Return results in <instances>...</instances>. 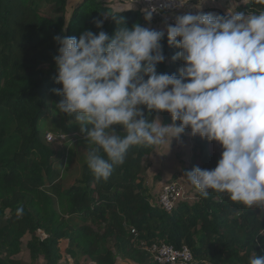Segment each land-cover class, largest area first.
I'll return each mask as SVG.
<instances>
[{
	"label": "trees",
	"instance_id": "16d2710c",
	"mask_svg": "<svg viewBox=\"0 0 264 264\" xmlns=\"http://www.w3.org/2000/svg\"><path fill=\"white\" fill-rule=\"evenodd\" d=\"M234 9L258 11L264 0H245ZM214 14L224 15L221 10ZM99 20L104 21L101 29L95 26ZM136 23L150 27L141 10L116 11L102 0H0V264H25L16 258L25 238L29 264L63 259L118 264V257L157 264L149 250L156 242L187 246L192 264H250L253 253L264 257L259 208L245 209L226 194L210 191L204 198L195 191L192 204L181 201L164 211L143 176L152 147H130L107 181L97 180L85 160L74 183L64 185L62 153L51 148L42 131L44 120L58 115L62 99L53 91L60 88L54 37L78 39L86 30L111 37L121 26ZM161 45L165 60L157 73L177 74L183 65L172 58L179 49L168 46L166 34ZM62 115L66 129L76 125ZM159 117L165 126L173 123L168 113ZM114 131L124 132L121 127ZM184 134L191 144L184 174L194 167L214 169V142L192 136L189 129ZM168 178H178L177 173L159 181Z\"/></svg>",
	"mask_w": 264,
	"mask_h": 264
},
{
	"label": "clouds",
	"instance_id": "9594fccd",
	"mask_svg": "<svg viewBox=\"0 0 264 264\" xmlns=\"http://www.w3.org/2000/svg\"><path fill=\"white\" fill-rule=\"evenodd\" d=\"M157 11L144 9L145 22ZM165 34L179 49L172 58L183 65L177 74L157 73ZM54 40L60 88L53 91L62 97L56 109L86 132L93 145L87 167L97 180L107 181L130 147L169 149L189 129L217 143L222 155L212 170L187 171L188 184L204 198L211 191L245 209L264 208V9L188 12L164 30L136 23L111 37L86 30L78 39ZM160 113L173 123L163 125ZM116 125L123 134L112 130ZM250 264H264V257L253 253Z\"/></svg>",
	"mask_w": 264,
	"mask_h": 264
},
{
	"label": "rangeland",
	"instance_id": "374dc122",
	"mask_svg": "<svg viewBox=\"0 0 264 264\" xmlns=\"http://www.w3.org/2000/svg\"><path fill=\"white\" fill-rule=\"evenodd\" d=\"M210 1V0H209ZM245 0H215V7L210 8V11L218 12L226 15L228 12L235 11V7H238L239 3H244ZM220 3V4H219ZM209 3L208 5H210ZM213 5V4H211ZM222 5V6H220ZM224 7V8H222ZM58 115L52 119H45L42 123V131L51 134H65L67 135L66 141L60 143L55 142L50 144L51 148L57 153H62V167L61 176L63 183L66 187L70 186L76 180L81 165L86 160V150L92 146V144L86 140V132L81 133L79 125H72L68 130L66 129V121H64L63 115L57 112ZM89 129L91 126H87ZM118 125L112 126V130ZM74 130V132H72ZM66 131V132H65ZM68 131V132H67ZM190 140L187 134L180 135L171 141L169 149L167 144L158 148H154L150 155L145 158V166L147 167L143 171V176L147 186L150 188L152 195L155 199L156 190L160 185L162 176H166L172 172L177 173L186 191V201L192 204L195 201V190L188 184L186 177L184 176V169H188V157L190 154ZM172 179H164L165 182H169ZM259 214L264 217V208H259ZM27 238L23 240V251L16 257L25 264H29L28 252L25 249ZM118 264H132L126 263L121 258H117ZM39 264H44L40 261ZM59 264H72L68 259H63ZM80 264H88L86 260H82Z\"/></svg>",
	"mask_w": 264,
	"mask_h": 264
},
{
	"label": "built area",
	"instance_id": "2783aa9c",
	"mask_svg": "<svg viewBox=\"0 0 264 264\" xmlns=\"http://www.w3.org/2000/svg\"><path fill=\"white\" fill-rule=\"evenodd\" d=\"M209 4V3H208ZM207 4V5H208ZM151 7L157 8V13L153 14L151 21L156 23L158 30H163L168 24L175 21L172 13L177 11L182 5L178 0L174 3H168V0H142L141 11ZM144 14V13H143ZM45 141L48 144L55 142H64L67 139L65 134L45 133ZM215 153L219 161L222 155V148L214 142ZM154 198V196H153ZM155 202L166 212L172 209L181 201H186V191L180 178L172 179L169 182H161L155 194ZM150 252L153 254L154 261L157 264H192L193 256L187 246H182L179 249L164 243L156 242L150 245Z\"/></svg>",
	"mask_w": 264,
	"mask_h": 264
},
{
	"label": "crops",
	"instance_id": "0c3cea01",
	"mask_svg": "<svg viewBox=\"0 0 264 264\" xmlns=\"http://www.w3.org/2000/svg\"><path fill=\"white\" fill-rule=\"evenodd\" d=\"M103 2L109 4V6L116 11L119 10H126V9H139L141 10L142 0H102ZM179 3L182 5L177 11L172 13L173 17L186 14L188 12L195 13L197 11H201L204 13H216V11H210L209 9L213 6L215 7V0H178ZM211 3L213 5H207ZM220 4V3H219ZM222 6V5H220ZM213 7V8H214ZM224 8V7H222ZM220 10V9H218ZM149 26L155 29H159L156 26L154 21L148 22ZM165 29V28H164ZM163 29V30H164Z\"/></svg>",
	"mask_w": 264,
	"mask_h": 264
}]
</instances>
